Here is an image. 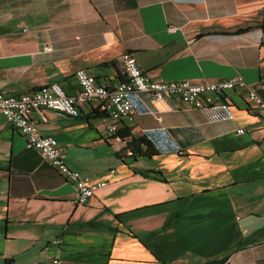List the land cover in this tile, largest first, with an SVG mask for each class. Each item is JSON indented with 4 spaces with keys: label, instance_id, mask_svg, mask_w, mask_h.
I'll return each mask as SVG.
<instances>
[{
    "label": "crops",
    "instance_id": "1",
    "mask_svg": "<svg viewBox=\"0 0 264 264\" xmlns=\"http://www.w3.org/2000/svg\"><path fill=\"white\" fill-rule=\"evenodd\" d=\"M125 52L154 79L240 74L264 97V0H0L1 91L76 95L79 67L115 85ZM132 99L115 134L97 101L46 110L66 162L108 181L86 205L0 116V264H56L57 238L60 264H264V117L247 91L203 109Z\"/></svg>",
    "mask_w": 264,
    "mask_h": 264
},
{
    "label": "built area",
    "instance_id": "2",
    "mask_svg": "<svg viewBox=\"0 0 264 264\" xmlns=\"http://www.w3.org/2000/svg\"><path fill=\"white\" fill-rule=\"evenodd\" d=\"M176 29L175 26L169 27L170 31ZM50 49L47 47V50ZM120 61L125 78L115 85L99 83L87 68H77L75 76L81 88L76 95L67 94L60 82L44 84L22 94L0 90V116L26 137L28 146L40 153L43 162L51 165L73 184L76 201L81 205L88 204L108 181L83 175L66 162L64 148L59 141L41 132L40 125L49 121L46 110L52 109L67 116L78 117L82 113V105L97 101L108 115L106 131L115 134L121 124L131 126L135 123L134 95L146 93L156 100L176 97L191 108L203 109L218 104L229 90H246L249 102L264 117V97L240 74L200 82L191 79L160 80L152 78L131 52L123 53ZM239 132L243 133L244 129H239ZM61 243L59 238L54 241L58 250L54 258L56 264L61 263Z\"/></svg>",
    "mask_w": 264,
    "mask_h": 264
},
{
    "label": "trees",
    "instance_id": "3",
    "mask_svg": "<svg viewBox=\"0 0 264 264\" xmlns=\"http://www.w3.org/2000/svg\"><path fill=\"white\" fill-rule=\"evenodd\" d=\"M141 141H133L131 143L128 144V149L132 150L133 153L137 152L139 154H155L156 153V149L153 148V146L148 143L147 145V149L144 151L140 145ZM151 172L155 173V174H159L162 176V172L161 171H154L152 170Z\"/></svg>",
    "mask_w": 264,
    "mask_h": 264
}]
</instances>
